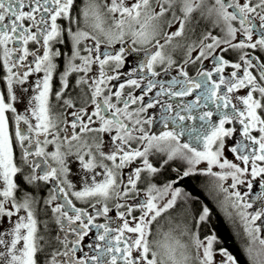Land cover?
Returning <instances> with one entry per match:
<instances>
[{
	"label": "flooded vegetation",
	"instance_id": "flooded-vegetation-1",
	"mask_svg": "<svg viewBox=\"0 0 264 264\" xmlns=\"http://www.w3.org/2000/svg\"><path fill=\"white\" fill-rule=\"evenodd\" d=\"M225 200L264 230V0H0V264L21 212L30 264H240L208 205L264 264Z\"/></svg>",
	"mask_w": 264,
	"mask_h": 264
},
{
	"label": "rangeland",
	"instance_id": "rangeland-1",
	"mask_svg": "<svg viewBox=\"0 0 264 264\" xmlns=\"http://www.w3.org/2000/svg\"><path fill=\"white\" fill-rule=\"evenodd\" d=\"M81 146V145H80ZM205 161L208 164H218L223 169L230 167L232 164L230 162L225 160V157L223 160H220L216 157H214L210 153L205 154ZM225 177V176H224ZM226 178V177H225ZM227 180L224 179L223 183H225ZM226 190L227 187H224ZM251 199V198H250ZM239 205V206H238ZM237 204H231L227 200L223 202V209L224 214L227 217L238 215L243 217V220L245 221L246 226H253L255 233L257 234L259 238V242L261 244H264V230L261 228V224H257L260 222L259 215L257 214L258 211L263 210V208H260L257 203H254L252 201L245 202V203H238ZM240 211V212H239ZM239 212V213H238ZM235 213V214H234ZM238 213V214H236ZM252 218L253 223H250V219ZM28 219L26 216L24 217V212L19 214V216L16 218V221L14 223L13 227V248H14V262L15 264H30L31 261V254H32V240L30 234L32 233V230H30V227L27 223ZM146 219H140L137 221L139 225L144 223ZM238 221V220H236ZM233 225H236V222L234 220H231ZM175 241L174 245V258L176 260H180L179 264H182L183 261H185V264H197L194 262L193 256H191V247L193 245H186L185 243H181V241H178L176 239V234H169L168 236L164 237L165 242L167 241ZM199 253L210 263V264H217L218 260L217 257L212 254V246L207 245L206 242H201L199 246ZM184 259V260H183ZM219 259V258H218ZM227 259L223 257V264H226ZM264 263V261H263Z\"/></svg>",
	"mask_w": 264,
	"mask_h": 264
},
{
	"label": "trees",
	"instance_id": "trees-1",
	"mask_svg": "<svg viewBox=\"0 0 264 264\" xmlns=\"http://www.w3.org/2000/svg\"><path fill=\"white\" fill-rule=\"evenodd\" d=\"M196 182H192L190 185V190L193 195L197 198H201V187ZM210 213L208 216V220L202 227L209 229L210 227L213 228L216 232V237L218 241L222 244V247L226 249V251L235 259V261L239 262L240 264L244 263V258L241 255L239 250V241L237 240L236 236L232 234L229 229L227 222L221 217L210 205Z\"/></svg>",
	"mask_w": 264,
	"mask_h": 264
}]
</instances>
